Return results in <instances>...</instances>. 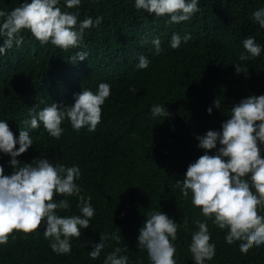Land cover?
<instances>
[{
  "label": "trees",
  "instance_id": "obj_1",
  "mask_svg": "<svg viewBox=\"0 0 264 264\" xmlns=\"http://www.w3.org/2000/svg\"><path fill=\"white\" fill-rule=\"evenodd\" d=\"M24 2L0 0V10L10 13ZM58 6L76 14L78 23L88 17L103 20L85 30L80 47L67 51L50 42L42 45L30 32H22L23 43L0 54V120L7 121L18 138L33 109L39 111L52 102L75 103H66L65 83L76 84L78 93L83 88L95 93L99 84H109L111 94L95 131L88 126L74 130L67 119L59 139L44 126V133L27 127L33 146L17 158L21 164L43 157L54 164L78 166L81 176L76 183L83 189L81 195L91 196L95 214L89 228H81V236L71 239L70 253L52 251L42 224L31 234L14 232L6 245H0V264H104L108 253L125 246L128 251L122 254L129 264H151L147 251L137 247L149 211H161L181 225L174 258L177 264H195L189 251L192 234L198 230L195 221L207 218L191 203V193L188 198L182 195L176 181L204 154L197 146L199 136L221 131L233 104L264 95V28L252 18L253 12L264 8V0H199V12L179 24L169 23L168 16L136 9L135 0H81L72 9L60 0ZM173 34H189L191 39L172 49ZM157 37L159 55L152 44ZM248 37L262 51L242 62L239 55H248L243 47ZM78 52H86V59H73ZM142 55L150 61L146 69L137 67ZM237 64L248 73L237 74ZM217 98L220 109L214 107ZM157 104L170 117H153L151 108ZM10 160L0 152L6 175L13 171ZM55 199L63 197L56 194ZM67 199L70 210L57 214L80 215L78 197ZM207 224L216 249L205 264H264V245L242 253L239 241L227 244V229H219L211 219ZM101 233H118L120 243L106 241L101 256L93 260L89 252L100 242Z\"/></svg>",
  "mask_w": 264,
  "mask_h": 264
},
{
  "label": "clouds",
  "instance_id": "obj_2",
  "mask_svg": "<svg viewBox=\"0 0 264 264\" xmlns=\"http://www.w3.org/2000/svg\"><path fill=\"white\" fill-rule=\"evenodd\" d=\"M69 9L78 7L81 0H64ZM199 0H135V7L155 14L156 17L168 16L169 23L179 24L191 19L199 12ZM60 0H25L10 13L0 10V37L3 45L0 54L13 45L23 43L22 32L28 31L42 45L49 42L65 51L80 47L86 29L99 26L103 17L95 20L91 17L78 23V16L62 11ZM252 18L264 28V8L256 10ZM191 39L189 34L183 37L173 34L170 41L172 49H178L181 43ZM155 52L162 51L161 40H152ZM248 55L241 53L240 61L261 55V46L253 37L243 41ZM86 52H78L73 59L83 61ZM150 61L145 56L139 57L137 67L146 69ZM237 74H247V69L234 65ZM76 84L65 83L63 89L68 94L62 106L52 102L37 111L33 109L30 120L24 124L51 137L59 139L63 133L62 123L67 119L74 130L88 126L95 131L101 122L102 106L111 94V86L101 83L97 92L83 88L78 93ZM76 91V92H75ZM130 91L135 92L132 87ZM69 100V101H68ZM216 109L221 108L218 98L214 101ZM213 108H208L209 115ZM153 117H170L165 107L157 104L151 108ZM45 130H44V128ZM20 130L18 138L9 123L0 120V152L11 157L10 175L0 166V245H6L14 232L31 234L42 224L45 225L44 237L50 241V247L57 254L71 252V239L81 236L80 229H88L95 210L91 205V196L81 195L83 189L76 183L81 172L78 166L66 167L54 164L46 158L31 163L17 159L33 146L29 131ZM221 131L208 130L199 136L198 148L204 150L194 163H191L182 180L176 181L185 198L191 193V203L201 209L207 219L219 229H227L225 240L231 245L239 241L242 253H248L253 247L264 245V95H252L233 104L231 114L221 125ZM17 145L19 148L17 150ZM215 152L210 155V152ZM253 189L255 191H253ZM59 194L62 200L56 201ZM78 197L80 215L60 216L57 210H70L67 197ZM207 219L195 221L197 231L193 232L189 251L195 264H205L215 256V244L211 243ZM184 218V225H187ZM181 225L177 224L161 211H149L143 227L140 229L137 247L147 251L151 264H177L174 241ZM120 243V235L108 236L101 233L100 242L93 244L89 257L99 258L106 246V241ZM127 247H116L108 253L104 264H129Z\"/></svg>",
  "mask_w": 264,
  "mask_h": 264
}]
</instances>
